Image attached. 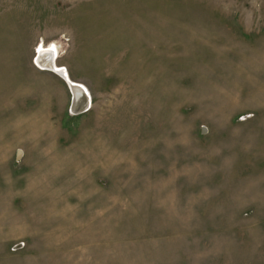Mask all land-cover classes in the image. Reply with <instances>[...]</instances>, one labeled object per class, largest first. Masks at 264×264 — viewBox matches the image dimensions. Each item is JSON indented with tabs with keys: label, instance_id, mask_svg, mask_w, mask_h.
<instances>
[{
	"label": "rangeland",
	"instance_id": "1",
	"mask_svg": "<svg viewBox=\"0 0 264 264\" xmlns=\"http://www.w3.org/2000/svg\"><path fill=\"white\" fill-rule=\"evenodd\" d=\"M0 264H264V0H0Z\"/></svg>",
	"mask_w": 264,
	"mask_h": 264
},
{
	"label": "water",
	"instance_id": "2",
	"mask_svg": "<svg viewBox=\"0 0 264 264\" xmlns=\"http://www.w3.org/2000/svg\"><path fill=\"white\" fill-rule=\"evenodd\" d=\"M63 77L67 81L68 86L71 90V111L73 112V114L79 115L87 112L91 107L90 102L92 101L88 89L80 83L69 81L70 78L68 74H64Z\"/></svg>",
	"mask_w": 264,
	"mask_h": 264
},
{
	"label": "bare ground",
	"instance_id": "3",
	"mask_svg": "<svg viewBox=\"0 0 264 264\" xmlns=\"http://www.w3.org/2000/svg\"><path fill=\"white\" fill-rule=\"evenodd\" d=\"M56 54H57V47L54 44L46 47L40 45L37 48L35 63L43 69L56 71L62 76L64 74L65 75L68 74L65 68H60L56 63V57H57ZM69 81L74 82L71 79Z\"/></svg>",
	"mask_w": 264,
	"mask_h": 264
}]
</instances>
